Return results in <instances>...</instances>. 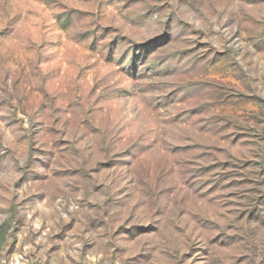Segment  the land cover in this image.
Returning <instances> with one entry per match:
<instances>
[{
    "label": "rangeland",
    "instance_id": "rangeland-1",
    "mask_svg": "<svg viewBox=\"0 0 264 264\" xmlns=\"http://www.w3.org/2000/svg\"><path fill=\"white\" fill-rule=\"evenodd\" d=\"M0 264H264V0H0Z\"/></svg>",
    "mask_w": 264,
    "mask_h": 264
}]
</instances>
